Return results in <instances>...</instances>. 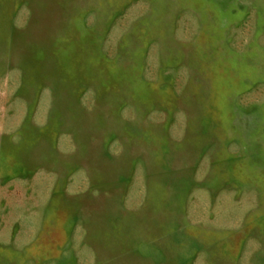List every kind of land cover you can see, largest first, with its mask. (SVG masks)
Segmentation results:
<instances>
[{
  "label": "rangeland",
  "instance_id": "obj_1",
  "mask_svg": "<svg viewBox=\"0 0 264 264\" xmlns=\"http://www.w3.org/2000/svg\"><path fill=\"white\" fill-rule=\"evenodd\" d=\"M0 264H264V0H0Z\"/></svg>",
  "mask_w": 264,
  "mask_h": 264
}]
</instances>
